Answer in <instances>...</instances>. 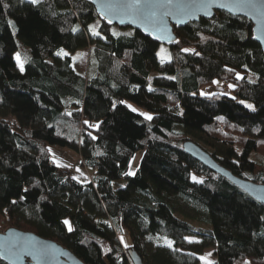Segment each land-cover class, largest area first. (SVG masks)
Instances as JSON below:
<instances>
[{"label": "trees", "instance_id": "16d2710c", "mask_svg": "<svg viewBox=\"0 0 264 264\" xmlns=\"http://www.w3.org/2000/svg\"><path fill=\"white\" fill-rule=\"evenodd\" d=\"M251 31L216 13L175 29L160 63V45L101 23L88 0H0V232L35 234L84 264H131L130 249L144 264H199L210 248L214 264H264V207L182 150L189 141L264 184V54ZM84 50L86 75L71 59ZM213 81L234 85L230 96H200ZM51 148L76 153L90 181L62 176Z\"/></svg>", "mask_w": 264, "mask_h": 264}, {"label": "water", "instance_id": "95a60500", "mask_svg": "<svg viewBox=\"0 0 264 264\" xmlns=\"http://www.w3.org/2000/svg\"><path fill=\"white\" fill-rule=\"evenodd\" d=\"M93 6L98 20L111 27L119 29L130 28L141 33L158 45L173 47L178 43L175 29H182L188 24L198 23L201 19L210 20L216 13H226L232 17L244 18L252 25V40L261 48L264 54V0H254L257 8L251 11L246 7L233 6L234 0H213L207 10H200L192 16L165 17L163 30H156L151 22L130 14H106L102 5L106 3H124L125 0H88ZM162 2V0H160ZM188 3L191 0H183ZM157 37H160L159 39ZM183 152L200 163L214 174L228 180L234 187L248 195L264 207V184H255L231 175L221 168L206 152L191 142L182 145ZM22 245V248H12V245ZM43 246L46 255L40 256L37 250ZM33 253V254H29ZM131 264H144L134 249L127 252ZM0 260L5 264H84L71 251L50 240L42 239L35 234L8 229L0 232Z\"/></svg>", "mask_w": 264, "mask_h": 264}, {"label": "snow or ice", "instance_id": "6c2138e0", "mask_svg": "<svg viewBox=\"0 0 264 264\" xmlns=\"http://www.w3.org/2000/svg\"><path fill=\"white\" fill-rule=\"evenodd\" d=\"M29 2L35 5L38 3V0H29ZM211 2H213V0H191V2H188V3L183 2V0H162V2H160V0H125L124 3H120V4L111 3V2L106 3L102 5V8L106 10V14L123 13V14L133 15L137 18H143L151 22V24L156 30H163V26L166 23L164 19L165 17L177 16V15L192 16V15H195V13L200 10H207ZM233 6L237 8L246 7L251 11H255L257 8L254 0H234ZM5 7H7V5H5ZM89 30L94 35H97V36L100 35V33L97 32L94 27L90 26ZM73 31H77V29L73 28ZM128 35H130V33ZM157 38L159 39L160 37H157ZM163 51L164 49L161 48L160 52H163ZM182 51L189 52V51H194V50L185 48V49H182ZM160 52L157 53L158 56L160 55ZM57 54L58 55L62 54L65 56L68 55L67 52H60ZM196 54L199 55V53H196ZM15 59L17 61V66L20 68L21 71H23L24 70L23 63L20 60L19 54L15 56ZM161 59L163 60L164 58L161 57ZM229 71H231V69H229ZM237 79H241L238 73H237ZM212 83H218V82L213 81ZM228 87L233 88L234 85L229 84ZM149 90H151V88H149ZM201 95H215V94L202 92ZM219 95H227V93H221ZM232 99H235V97H232ZM120 103H124V102L121 101ZM241 103H244V102L241 101ZM244 106L251 111H255V107L252 104H245ZM113 107H115V103L113 104ZM132 111H136V109L133 108ZM140 114L143 115L146 120L153 119V117L148 113H140ZM69 115H71V113H69ZM84 123L88 124L89 127H93V128L99 127L98 122L96 124H89L88 121H84ZM93 139H95V137H93ZM132 159H135V157H133ZM129 165L131 167V161H129ZM66 167H71V165H67ZM77 171H79V169H77ZM125 175H128V176L135 175V172L130 170L126 172ZM72 179L75 180L77 179V177L74 176L72 177ZM192 179L193 181H196L195 176H193ZM197 182L203 183V181H197ZM261 219L264 220V217H261ZM64 223L65 225H68L69 222L65 220ZM69 230H71L70 227H69ZM185 239L191 242V239L189 237H185ZM121 242L123 243V239H121ZM166 243L169 248L172 247L173 242L171 240H167ZM22 247L23 246L19 244L12 245L9 251H11L12 248H22ZM29 254H33V253H29ZM36 254H39L40 256L46 255L45 248L41 246L37 250ZM208 255L210 256L211 253H209ZM200 259L202 261H205V264H211V261L207 260L206 257L204 256H201ZM245 264H247V261H245Z\"/></svg>", "mask_w": 264, "mask_h": 264}, {"label": "rangeland", "instance_id": "374dc122", "mask_svg": "<svg viewBox=\"0 0 264 264\" xmlns=\"http://www.w3.org/2000/svg\"><path fill=\"white\" fill-rule=\"evenodd\" d=\"M119 32L124 33V34H128V33H130V30H128V29L119 30ZM161 48L164 49L163 52H160ZM158 52H160L159 56L157 55ZM156 55H157L158 61L160 63L168 62V61L171 60V55H170L169 49L167 47L163 46V45H160L158 47ZM161 57H163L164 59L162 60ZM71 59H72L73 64H74V68L77 71H79L80 73L86 75L87 71H88L89 51L88 50L79 51V52L75 53L74 55H72ZM15 62L17 64L16 59H15ZM230 91H231V88L225 87L224 82L223 83L218 82V83H214V85H212V86H209V87L201 89L199 91V95L203 96V97H211V96H213V95H201V93L203 92V93H212V94L227 93L226 96H230V94H231ZM133 108L136 109V111H133V112L139 114L140 116H142L144 118V116L141 115L140 113H146V112H144V111H142L140 109H137V108H135L133 106L130 107L131 110ZM50 154H51V157L54 159V161H56L57 163H59V164H61L63 166L71 165V167H61V170H65L67 168H70L72 170V177H74V176L77 177V179H75V180H77L80 183H88L90 181L89 177L91 175V172H89V171H87V170L82 168V166L79 163V157L77 156L76 153H74L72 151H69V150H65V149L51 148L50 149ZM142 156H143V152H138L134 156L135 159H132L131 167H129V171L130 170L133 171V172L137 171V169L139 167V164H140V161L142 159ZM77 169H79V171H77ZM193 176H195V175H193V174L191 175V180L192 181H193V179H192ZM203 180H204V178H202V177H196V181H193V182H196V183L200 184V182H197V181H203ZM114 187H115V189H123L125 187V184L122 183V182L116 183L114 185ZM66 227L68 229L70 227V229H71L70 223H68V225H66ZM207 227H209V226H207ZM121 239H123V243L121 242ZM118 240H119L120 244L122 245V247L126 248V247L130 246V239H129L128 234L126 232H124V231L123 232H119L118 233ZM193 241H195V240L191 239V242H193ZM125 245H127V246H125ZM213 251L214 250L210 248V249H207L201 255V256L206 257L207 260L211 261V264L215 263V257L213 255ZM209 253H211L210 256L208 255ZM200 257H199V264H205V261H202L200 259Z\"/></svg>", "mask_w": 264, "mask_h": 264}, {"label": "built area", "instance_id": "2783aa9c", "mask_svg": "<svg viewBox=\"0 0 264 264\" xmlns=\"http://www.w3.org/2000/svg\"><path fill=\"white\" fill-rule=\"evenodd\" d=\"M227 86V84H225ZM61 174L64 177H72V170L70 168H67L65 170H61Z\"/></svg>", "mask_w": 264, "mask_h": 264}, {"label": "crops", "instance_id": "0c3cea01", "mask_svg": "<svg viewBox=\"0 0 264 264\" xmlns=\"http://www.w3.org/2000/svg\"><path fill=\"white\" fill-rule=\"evenodd\" d=\"M79 72V71H78ZM78 156V155H77ZM79 157V156H78ZM52 160L54 161V159L52 158ZM79 161H80V158H79ZM55 162V164L57 165V166H59V167H66V166H63V165H61V164H59V163H57L56 161H54ZM89 180H90V178H89Z\"/></svg>", "mask_w": 264, "mask_h": 264}, {"label": "bare ground", "instance_id": "6f19581e", "mask_svg": "<svg viewBox=\"0 0 264 264\" xmlns=\"http://www.w3.org/2000/svg\"><path fill=\"white\" fill-rule=\"evenodd\" d=\"M174 57V56H173ZM172 58V57H171Z\"/></svg>", "mask_w": 264, "mask_h": 264}]
</instances>
